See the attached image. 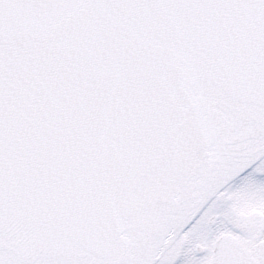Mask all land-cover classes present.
<instances>
[{"label":"snow or ice","instance_id":"1","mask_svg":"<svg viewBox=\"0 0 264 264\" xmlns=\"http://www.w3.org/2000/svg\"><path fill=\"white\" fill-rule=\"evenodd\" d=\"M0 264H264V0H0Z\"/></svg>","mask_w":264,"mask_h":264}]
</instances>
